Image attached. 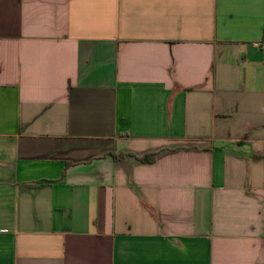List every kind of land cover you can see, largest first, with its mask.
Instances as JSON below:
<instances>
[{"label": "crops", "instance_id": "obj_1", "mask_svg": "<svg viewBox=\"0 0 264 264\" xmlns=\"http://www.w3.org/2000/svg\"><path fill=\"white\" fill-rule=\"evenodd\" d=\"M0 264H264V0H0Z\"/></svg>", "mask_w": 264, "mask_h": 264}, {"label": "trees", "instance_id": "obj_2", "mask_svg": "<svg viewBox=\"0 0 264 264\" xmlns=\"http://www.w3.org/2000/svg\"><path fill=\"white\" fill-rule=\"evenodd\" d=\"M127 155H125V156H127ZM129 155H132V154H129ZM156 155H157V153H150V154H146V155L140 157L139 159L142 161H145V162H153L156 158Z\"/></svg>", "mask_w": 264, "mask_h": 264}]
</instances>
